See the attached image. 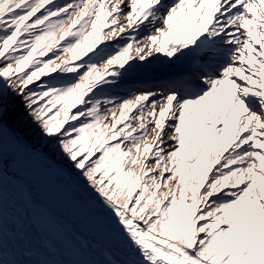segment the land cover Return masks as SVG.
Here are the masks:
<instances>
[{
    "label": "snow or ice",
    "instance_id": "obj_1",
    "mask_svg": "<svg viewBox=\"0 0 264 264\" xmlns=\"http://www.w3.org/2000/svg\"><path fill=\"white\" fill-rule=\"evenodd\" d=\"M9 128L100 210L112 264H264V0H0Z\"/></svg>",
    "mask_w": 264,
    "mask_h": 264
},
{
    "label": "bare ground",
    "instance_id": "obj_2",
    "mask_svg": "<svg viewBox=\"0 0 264 264\" xmlns=\"http://www.w3.org/2000/svg\"><path fill=\"white\" fill-rule=\"evenodd\" d=\"M164 75L145 70L130 74L122 85L154 87ZM4 141L0 143V264H94L57 231L69 227L123 253L97 210L82 208L48 182L14 139L5 135Z\"/></svg>",
    "mask_w": 264,
    "mask_h": 264
},
{
    "label": "rangeland",
    "instance_id": "obj_3",
    "mask_svg": "<svg viewBox=\"0 0 264 264\" xmlns=\"http://www.w3.org/2000/svg\"><path fill=\"white\" fill-rule=\"evenodd\" d=\"M57 2L63 3L64 0H57ZM127 88H131V87H128V86L123 87L122 85L121 89H127ZM120 94L125 95L126 93L124 91H121ZM217 127H220V125H217ZM5 135L7 137H11L12 139L16 141L12 130L9 128V129H5L2 133H0V143L1 144L5 142L4 141ZM21 147L24 149L25 153L30 158H32L30 159V164L37 167L38 168L37 171L41 173L42 175L46 176L45 178L47 179L48 182H50L51 184H55L58 188L65 191L67 196L70 197L72 200H74L82 208L93 210L95 213L97 210L101 218L105 219V217L100 212V210L88 201L86 194H84L80 190V188L73 182V180L61 170V166L54 163V161H52L51 158L48 157V154L46 153L42 154L40 152L32 151L23 146ZM17 165L18 167L22 168L24 164H21V162L19 161L17 162Z\"/></svg>",
    "mask_w": 264,
    "mask_h": 264
},
{
    "label": "trees",
    "instance_id": "obj_4",
    "mask_svg": "<svg viewBox=\"0 0 264 264\" xmlns=\"http://www.w3.org/2000/svg\"><path fill=\"white\" fill-rule=\"evenodd\" d=\"M16 110H17V112H20V113L23 112V105L20 103L19 100L16 101ZM46 154H48V157H50L51 160L54 161V163H56L60 166L59 162L50 153H46Z\"/></svg>",
    "mask_w": 264,
    "mask_h": 264
}]
</instances>
